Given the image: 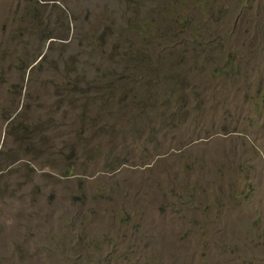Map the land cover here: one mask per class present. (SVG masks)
<instances>
[{
  "label": "rangeland",
  "instance_id": "374dc122",
  "mask_svg": "<svg viewBox=\"0 0 264 264\" xmlns=\"http://www.w3.org/2000/svg\"><path fill=\"white\" fill-rule=\"evenodd\" d=\"M0 264H264V0H0Z\"/></svg>",
  "mask_w": 264,
  "mask_h": 264
},
{
  "label": "trees",
  "instance_id": "16d2710c",
  "mask_svg": "<svg viewBox=\"0 0 264 264\" xmlns=\"http://www.w3.org/2000/svg\"><path fill=\"white\" fill-rule=\"evenodd\" d=\"M181 26L183 27V23H181ZM233 67V66H232ZM174 86V88L171 86ZM170 84H169V87H170V89H171V91H173L174 90V94H176V95H178V91H177V89L175 88V82H173L172 80H171V77H170Z\"/></svg>",
  "mask_w": 264,
  "mask_h": 264
}]
</instances>
